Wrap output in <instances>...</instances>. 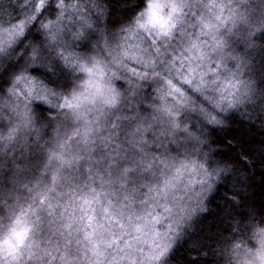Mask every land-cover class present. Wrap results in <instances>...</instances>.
Returning a JSON list of instances; mask_svg holds the SVG:
<instances>
[{
	"label": "clouds",
	"instance_id": "9594fccd",
	"mask_svg": "<svg viewBox=\"0 0 264 264\" xmlns=\"http://www.w3.org/2000/svg\"><path fill=\"white\" fill-rule=\"evenodd\" d=\"M0 264H264V0H0Z\"/></svg>",
	"mask_w": 264,
	"mask_h": 264
}]
</instances>
